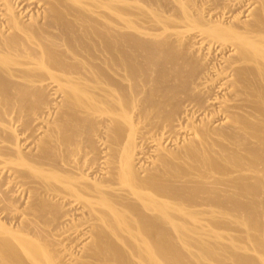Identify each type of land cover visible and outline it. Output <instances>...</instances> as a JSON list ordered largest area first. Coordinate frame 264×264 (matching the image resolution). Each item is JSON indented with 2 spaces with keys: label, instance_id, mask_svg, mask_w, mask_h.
I'll return each instance as SVG.
<instances>
[{
  "label": "bare ground",
  "instance_id": "1",
  "mask_svg": "<svg viewBox=\"0 0 264 264\" xmlns=\"http://www.w3.org/2000/svg\"><path fill=\"white\" fill-rule=\"evenodd\" d=\"M0 264H264V0H0Z\"/></svg>",
  "mask_w": 264,
  "mask_h": 264
}]
</instances>
